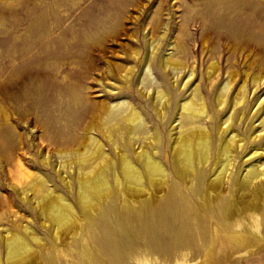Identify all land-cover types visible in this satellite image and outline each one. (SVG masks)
<instances>
[{
  "label": "rangeland",
  "instance_id": "rangeland-1",
  "mask_svg": "<svg viewBox=\"0 0 264 264\" xmlns=\"http://www.w3.org/2000/svg\"><path fill=\"white\" fill-rule=\"evenodd\" d=\"M233 13L240 19H233ZM263 22L264 0H0V237L2 228L23 234L22 224L30 226L47 245H55L52 219L45 228L44 221L30 205L21 203L11 187L17 184L20 173L24 172L28 179L38 173L55 181L57 192L75 205L84 223V233L78 243L55 245L60 253L70 255L71 264H113L89 234L87 216L76 197L56 176L55 166L63 162L56 150L75 135L86 140L94 134L87 130V124L95 107L101 115L105 104L131 102L139 111L145 109L149 114H145L147 121L153 124L154 112L140 92L153 96L162 89L173 93L175 101L191 99L192 84L179 94L172 89L173 74H164L159 64L152 72L154 82L146 79V86L140 84L144 73L142 60L154 50L158 58L172 57L177 48L185 50L187 56L180 54V58L187 59L190 70L195 69L194 81L202 82L204 95L210 90L208 67L224 55L222 80L217 84L220 89L234 48L238 52L232 62L241 80L247 75L252 79L263 75ZM232 23L243 43L222 40V33L229 30ZM206 41L209 45H204ZM241 44L247 48H236ZM129 69H133L132 73H126ZM187 73L190 75L187 70L181 74L180 86L188 78ZM127 74L130 79L125 78ZM215 94L208 100L210 105H214ZM260 97H264V88L256 96L250 95L249 110ZM263 110L261 108L258 114ZM224 116L225 113L219 118ZM77 125L82 128L75 132ZM246 127L244 122L240 132L247 134ZM106 149L110 151L109 146ZM42 155L51 157L49 166L43 163ZM261 163L264 165V157ZM69 164L66 163L67 168ZM76 166L73 163L68 168L72 170V178L73 172H77ZM124 205L116 204L118 208ZM213 222L208 244L204 246L202 238L194 233L195 243L185 260L176 248L179 224L153 244H149L151 222L147 217L141 219L135 214L124 231L116 223L109 228L116 232L123 249L134 245L139 249L137 256L150 257L152 264H175L176 260L188 264H264V235L243 231L247 241L235 249L240 255L233 256L222 243L230 239L241 242L238 232L221 233L216 221ZM140 228L142 235H138ZM127 232L129 238L123 240L120 236ZM3 245L0 238V247ZM1 255L4 257L3 251ZM63 259L56 264H67ZM124 264H135V259Z\"/></svg>",
  "mask_w": 264,
  "mask_h": 264
},
{
  "label": "bare ground",
  "instance_id": "bare-ground-1",
  "mask_svg": "<svg viewBox=\"0 0 264 264\" xmlns=\"http://www.w3.org/2000/svg\"><path fill=\"white\" fill-rule=\"evenodd\" d=\"M232 17L240 19L236 13ZM235 27L232 23L229 30L222 33V40L243 43ZM239 47L247 48L244 44L236 46ZM176 51L170 58H158L154 50L152 55L143 59L144 73L140 84L146 86V79L154 82L152 72L159 64L164 74H173L172 89L179 94L192 84L191 99L175 101L173 93L162 89L153 96L140 92L154 112L153 124L147 121L145 114L149 116L148 112L145 109L139 111L131 102L105 104L101 115L95 107L91 122L87 124V130L95 135L87 136L86 140L82 138L83 141L75 135L65 142L64 147L56 150L64 163L61 162L63 167L61 163L55 166V174L76 197L87 216L89 234L113 264H124L131 259H135V264H152L150 257L137 256L139 249L134 245H126L123 249L116 232L109 228L116 223L122 231L127 230L135 214L141 219L147 217L151 222L149 244L163 234H169L170 228L179 224L176 248H179L183 260L194 246L195 234L202 238L204 246L208 244L213 221L221 233L238 232L241 242L230 239L222 243L233 256L240 255L235 249L247 241L243 231L264 235V165L261 163L264 157V110L258 114L264 108V97H260L252 110L248 109L250 95L256 96L264 88V71L259 77L252 79L247 75L241 80L232 62L238 52L234 48L227 60L224 73L227 77L220 89L217 84L222 80L224 55L208 67L210 90L204 95L202 82L194 81L195 69L190 70L185 62L187 59L180 58V54L186 55L185 50L182 52L177 48ZM186 70L190 75L187 73L188 78L180 86L179 79ZM132 71L129 69L126 73ZM125 78L131 77L127 74ZM215 92L212 106L208 100ZM224 113L226 116L220 119ZM6 118L8 121V115ZM254 118L256 121L248 127ZM244 122L247 134L240 132ZM79 127L82 128L79 125L74 131ZM153 127L154 131L151 130ZM106 146H109V152ZM42 157L43 163L49 166L51 157ZM67 162L70 163L68 168L73 163L78 166L77 172H73L74 178ZM239 171L242 173L238 174ZM16 182L11 186L14 193L22 204L33 208L44 221L45 228L52 219L55 245L78 243L85 229L83 220L80 215L78 217L75 205L57 192L54 180L38 173L28 179L22 172ZM119 202L125 205L118 208L116 204ZM20 230L23 234L2 228L0 238L4 248L0 247V264L4 261L5 264H56L62 257L71 264L70 255L61 254L54 244L47 245L30 226L21 224ZM142 233L140 228L138 235ZM120 237L124 240L129 234ZM183 260H176L175 264H188Z\"/></svg>",
  "mask_w": 264,
  "mask_h": 264
}]
</instances>
